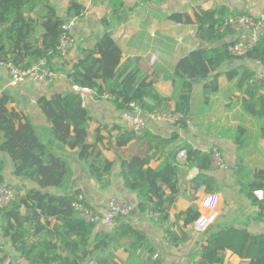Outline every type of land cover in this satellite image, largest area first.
Returning <instances> with one entry per match:
<instances>
[{"label":"trees","instance_id":"trees-1","mask_svg":"<svg viewBox=\"0 0 264 264\" xmlns=\"http://www.w3.org/2000/svg\"><path fill=\"white\" fill-rule=\"evenodd\" d=\"M122 4V0L112 3L113 14L119 19ZM83 10L79 0H72L66 16L79 17ZM224 10L223 7L201 10L196 15V22L185 13L175 15L178 21L185 18L184 23L196 25L195 36L199 44L176 63L169 67L155 65L150 73H144L131 59L123 60L121 47L106 31L84 57L72 64L69 78L81 91L55 92L50 98L42 96L38 99L47 121V126L41 129L23 111L9 106L7 92L0 94V153L10 157L12 175L20 180L17 184L7 180L15 187L17 195L10 206L0 210L1 229L20 257L30 264L154 263L152 257L157 249L147 234L135 228L127 217L117 218L116 223L109 226L110 231L94 233L96 224L81 219L73 208V202L84 194L72 169L73 155L85 164L89 178L102 189L111 185L117 164V160H109L103 152L108 137L101 133L102 128L97 127L91 132L93 117L85 105L84 90H94L97 96L110 93L119 110H126L131 102H137L147 111L175 108L191 116L195 86H202L206 105L219 90V77L225 75L229 82L236 81L245 95L240 100L244 112L258 119L264 118V79L250 85L249 80L257 72L247 65L222 71L225 64L238 60L229 52L233 40L217 44L227 35L235 34L224 26V18L228 15ZM66 19L50 0H0V60L11 61L22 68L33 65L59 44ZM39 22L40 37L32 40ZM244 58L264 65V33L248 54L239 59ZM161 77L170 84L167 92L157 87ZM177 138L178 134L174 132L168 139L155 137L153 140L168 144ZM128 139L119 133L117 146H124ZM232 141L238 151L244 148L247 129L238 126ZM181 150L187 153L188 169L200 171L192 182L194 190L203 188L207 193L217 194L216 179L209 173L213 166L209 152L182 144L173 155L170 153L172 159L167 158L153 168L151 161L155 153L149 148L120 162L125 190L137 195V212L146 215L160 212L161 219L169 221L170 210L181 192L180 167L175 161ZM236 163L235 171L239 176V162ZM5 169L6 162L0 157V182L7 179ZM255 173L253 177L248 174L243 178L240 193L258 207L256 218L264 220V198L260 200L255 195V191L264 190V170ZM191 199L195 201L197 197L191 196ZM200 214L197 204L178 213L177 219L184 222L181 231L190 230ZM50 218L59 223L51 227ZM207 231L206 244L190 254L191 264H223L227 251L247 259L249 264H264V234L234 225H210ZM187 238L186 233L180 236L177 231H168L167 240L176 246L182 245ZM120 248L128 253L126 260L118 257ZM61 250L67 251L66 256ZM0 264H6L5 258H0Z\"/></svg>","mask_w":264,"mask_h":264},{"label":"crops","instance_id":"crops-1","mask_svg":"<svg viewBox=\"0 0 264 264\" xmlns=\"http://www.w3.org/2000/svg\"><path fill=\"white\" fill-rule=\"evenodd\" d=\"M72 0H50L58 13L67 18L71 24L72 33L75 36V47L65 59L51 58V66L57 72L58 78L49 82H27L14 85L11 83L8 71L0 66V94L7 92L10 96V107L23 111L41 129L47 126V121L37 101L42 96L50 98L55 92H65L81 89L73 86L69 73L77 60L87 54V50L93 47L96 39L106 31L110 32L123 51V60H133L144 73L152 72L155 65L162 64L165 67L177 62L179 58L197 48L199 41L196 39V25L178 21L175 15L187 14L196 22V15L201 10H215L224 8V13L249 14L261 17L264 14V0H122L120 19L113 14V0H79L84 6L83 13L79 17L66 16L67 7ZM36 16L35 13L31 14ZM227 15V17H228ZM40 23V22H39ZM41 23L34 38L40 37ZM234 35H227L217 44L234 40ZM155 56L153 61L152 57ZM247 66L255 72H264V65L260 62H246ZM241 66V65H240ZM231 67H238L233 61L225 64L222 71L227 72ZM219 90L211 96V100L205 105L201 85L194 88L191 99V117L194 126L186 125L166 126L151 124L148 134L141 138H126L123 110H119L113 98L103 95L97 96L94 90H84L85 105L90 110L93 121L90 124L93 133L97 127H101V133L108 137L105 141L104 154L109 160H117L112 175L111 185L102 189L89 178L88 170L84 163L73 155L71 160L74 176L78 179V186L84 191L87 201L101 212L106 211V202L111 195H118L130 201L137 202V195L128 192L123 186L120 176V162L128 159L133 154L146 151L151 148L155 158L151 166L156 168L167 158L172 159L174 151L182 144H189L208 152L212 145L216 144L226 154L227 168L223 171L209 172L216 179L217 194L220 195L219 211L213 226L234 225L247 228L255 234H264V220L256 218L258 207L251 204L250 200L240 193V184L248 174L255 176L257 170H264V118L258 119L248 115L241 107V98L245 95L236 85V81L229 82L225 75L219 77ZM157 87L162 92H167L170 84L161 77L157 81ZM264 92V91H263ZM174 106V104H173ZM175 109V108H171ZM238 126L247 129V145L236 149L232 136ZM176 132L178 138L164 144L155 137L168 139ZM120 134L128 139L124 146L118 147L116 137ZM146 138V139H145ZM91 140V139H90ZM119 150V154L117 153ZM172 153V155L170 154ZM0 157L6 162L4 175L6 180L14 184L20 182L12 175V162L6 154L0 153ZM180 167L179 186L180 194L169 215V223L174 225L180 236L188 235L187 241L180 246L173 243L167 244V230L155 222L148 214L139 212L127 217L135 228L143 230L151 243L161 252L165 264H191V253L199 251L206 244L207 232L197 233L193 225L187 232L181 231L183 220L177 219V214L187 210L192 204H197L200 212L204 210L200 206V200L207 193L203 188L194 190L193 179L199 174L191 175L187 167V156L175 159ZM239 162V176L235 171L236 162ZM200 172V171H199ZM239 183V184H238ZM264 191V190H263ZM191 196H196L193 201ZM221 200V201H220ZM44 222V220H43ZM51 227L59 223L55 218H50ZM2 212L0 211V258H5L6 264H30L29 261L19 256L9 239L2 234ZM50 227V228H51ZM111 227L104 223L96 224L94 233L110 231ZM66 256L67 251H60ZM121 260H126L128 253L124 248L117 251ZM89 264H96L91 262ZM223 264H249L247 259H242L227 251Z\"/></svg>","mask_w":264,"mask_h":264},{"label":"built area","instance_id":"built-area-1","mask_svg":"<svg viewBox=\"0 0 264 264\" xmlns=\"http://www.w3.org/2000/svg\"><path fill=\"white\" fill-rule=\"evenodd\" d=\"M224 26L235 32L233 43L229 47L230 54L236 59L242 58L258 43L261 35L264 33V14L261 17H254L249 14L230 15L224 18ZM75 36L72 33L71 24L66 22L62 26V34L59 44L48 51V54L39 59L33 65L22 68L11 61L0 60V66L4 67L10 76L11 83L14 85L27 82H49L58 78L57 72L51 66V58L56 57L65 59L75 47ZM155 56L152 57L153 61ZM264 79V72H257L249 80V84L259 83ZM105 97L113 98L110 93H105ZM124 127L126 128V138H143L148 134L151 124H160L166 126L186 125L194 126V120L190 115L176 109H161L147 111L137 102H131L129 108L123 110ZM208 152L212 156V169L214 171H223L227 168V161L219 145L212 146ZM187 153L181 150L178 153L179 158H185ZM17 190L7 180L0 182V210L8 207L15 200ZM255 195L258 199L264 198V191L257 190ZM86 197L81 194L73 202V208L77 215L89 223H104L113 226L117 218H126L137 212L136 202L130 201L118 195H111L106 202V211L101 212L86 202ZM200 206L204 210L199 218L193 224L197 233H205L209 226L215 221L218 213L219 195L207 194L200 200ZM151 218L161 224L165 230L174 231L175 226L161 219L160 212L149 213ZM169 244V241H166ZM153 264H165L161 252L157 250L152 257ZM51 264H57L52 262Z\"/></svg>","mask_w":264,"mask_h":264},{"label":"water","instance_id":"water-1","mask_svg":"<svg viewBox=\"0 0 264 264\" xmlns=\"http://www.w3.org/2000/svg\"><path fill=\"white\" fill-rule=\"evenodd\" d=\"M196 48H194V49H192L191 51H193V50H195ZM235 62V64L236 65H245L246 64V62H247V59H238V60H235L234 61ZM197 173H199V169L198 168H193L191 171H190V176L191 175H195V174H197Z\"/></svg>","mask_w":264,"mask_h":264},{"label":"rangeland","instance_id":"rangeland-1","mask_svg":"<svg viewBox=\"0 0 264 264\" xmlns=\"http://www.w3.org/2000/svg\"><path fill=\"white\" fill-rule=\"evenodd\" d=\"M219 199H221V198H220V195H219ZM220 201H221V200H220ZM218 211H219V207H218Z\"/></svg>","mask_w":264,"mask_h":264}]
</instances>
